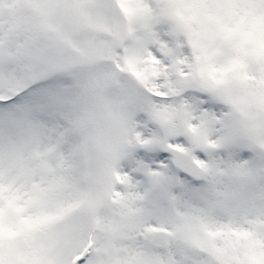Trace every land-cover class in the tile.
Returning <instances> with one entry per match:
<instances>
[{
  "label": "snow or ice",
  "instance_id": "1",
  "mask_svg": "<svg viewBox=\"0 0 264 264\" xmlns=\"http://www.w3.org/2000/svg\"><path fill=\"white\" fill-rule=\"evenodd\" d=\"M0 264H264V0H0Z\"/></svg>",
  "mask_w": 264,
  "mask_h": 264
}]
</instances>
